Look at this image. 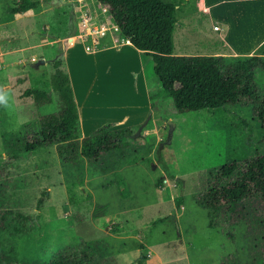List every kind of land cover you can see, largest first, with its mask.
Instances as JSON below:
<instances>
[{"label":"rangeland","instance_id":"1","mask_svg":"<svg viewBox=\"0 0 264 264\" xmlns=\"http://www.w3.org/2000/svg\"><path fill=\"white\" fill-rule=\"evenodd\" d=\"M121 42L96 0H0V51L11 61L0 70V264H49L80 241L106 264H264L257 200L238 203L227 225L209 228L206 209L192 198L222 165L242 166L264 152L251 105L177 112L150 58ZM59 59L76 102V144L112 120L127 133L123 155L62 163L55 145L26 152L39 117L61 108L50 84ZM263 81L261 70V90ZM34 85L48 101L22 95ZM141 214L142 224L133 219ZM149 242L159 246L150 257Z\"/></svg>","mask_w":264,"mask_h":264},{"label":"trees","instance_id":"2","mask_svg":"<svg viewBox=\"0 0 264 264\" xmlns=\"http://www.w3.org/2000/svg\"><path fill=\"white\" fill-rule=\"evenodd\" d=\"M96 2L108 10L117 32L150 58L151 70L160 91L170 98L177 112L216 113L226 105L249 103L259 126L260 138L264 141V89L261 90L256 82L257 73L264 70V65L258 63L264 58V49L261 56L172 55L171 24L175 22L176 11L184 0L176 3L161 0ZM15 11L21 12L24 8ZM50 84L61 101V108L39 117L37 136L23 145L26 152L55 145L62 163L80 156L94 162L103 153L113 151L123 155V147L127 145L126 130L113 129L111 123L99 125L82 137L79 145L76 144L79 137L78 113L63 59L56 61ZM22 95H31L35 103L49 100L45 90L36 85L24 90ZM211 177L209 187L192 196L197 206L206 209L207 226L227 225L233 219L238 203L257 200L262 212L256 217L255 224L264 231V152H256L242 166L224 164ZM181 204L182 197L178 196L176 209ZM256 238L259 240L255 242H264V236ZM104 260L96 259L80 241L58 249L49 264H106Z\"/></svg>","mask_w":264,"mask_h":264},{"label":"crops","instance_id":"3","mask_svg":"<svg viewBox=\"0 0 264 264\" xmlns=\"http://www.w3.org/2000/svg\"><path fill=\"white\" fill-rule=\"evenodd\" d=\"M161 1L176 3L178 0ZM213 26H217V29L213 30ZM173 36L176 37V43L172 39ZM120 37L121 44L131 46L128 40L121 35ZM170 41L172 55L261 56L260 52L264 49V0H184L181 8L176 11L175 22L171 24ZM86 53L90 52L86 51ZM3 55L4 53L0 51V70L4 64H1V61L5 60V64L11 62L8 60V56L4 58ZM13 57H17V55H13ZM13 57L11 56L10 59ZM4 72L7 73V76L3 80L7 81L10 73L8 70ZM109 121L105 123H110ZM147 218L141 214L140 217L133 219L140 220L139 222L142 224ZM157 221H161L160 218ZM149 243L147 246L150 257L155 254L154 244L159 246L158 242ZM174 258L182 259V256L178 253ZM156 263L162 264L161 261ZM186 264L192 263L186 262Z\"/></svg>","mask_w":264,"mask_h":264},{"label":"clouds","instance_id":"4","mask_svg":"<svg viewBox=\"0 0 264 264\" xmlns=\"http://www.w3.org/2000/svg\"><path fill=\"white\" fill-rule=\"evenodd\" d=\"M3 94H0V102H2L3 101Z\"/></svg>","mask_w":264,"mask_h":264},{"label":"built area","instance_id":"5","mask_svg":"<svg viewBox=\"0 0 264 264\" xmlns=\"http://www.w3.org/2000/svg\"><path fill=\"white\" fill-rule=\"evenodd\" d=\"M212 29H213V30H216V29H217V26H213Z\"/></svg>","mask_w":264,"mask_h":264}]
</instances>
